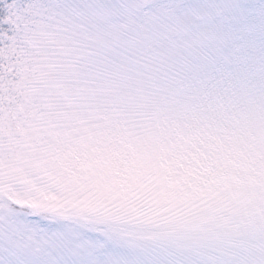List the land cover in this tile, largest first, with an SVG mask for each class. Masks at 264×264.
Wrapping results in <instances>:
<instances>
[{
  "label": "snow or ice",
  "instance_id": "1",
  "mask_svg": "<svg viewBox=\"0 0 264 264\" xmlns=\"http://www.w3.org/2000/svg\"><path fill=\"white\" fill-rule=\"evenodd\" d=\"M0 264H264V0H0Z\"/></svg>",
  "mask_w": 264,
  "mask_h": 264
}]
</instances>
